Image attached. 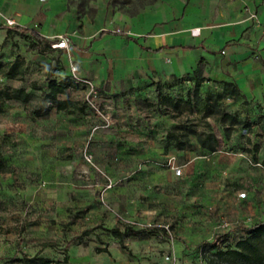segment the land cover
<instances>
[{
    "label": "rangeland",
    "instance_id": "obj_1",
    "mask_svg": "<svg viewBox=\"0 0 264 264\" xmlns=\"http://www.w3.org/2000/svg\"><path fill=\"white\" fill-rule=\"evenodd\" d=\"M73 1L80 11L94 9L87 0ZM159 1L111 0L110 6L132 16ZM74 63L69 51L35 33L0 28V88L30 93L27 100L0 98V264H27L24 255L35 254L68 255L61 264H111L112 257L116 264H246L225 261L208 243L234 248L246 227L264 220V91L234 96L223 80L200 74L195 82L157 83L175 100L192 95V105H176L149 85L144 94L119 97L96 84L92 91ZM52 79L66 85L57 98L69 107L47 97ZM139 123L169 125L184 143L180 161L169 148L134 160L125 153L136 147L96 138L100 127L114 133ZM208 132L219 138L215 150L199 142ZM120 149L126 157L118 160ZM167 192L180 195L172 201L180 202V244L176 211L164 218L143 212L163 209L156 201ZM128 226L143 231L119 237L110 230Z\"/></svg>",
    "mask_w": 264,
    "mask_h": 264
},
{
    "label": "crops",
    "instance_id": "obj_2",
    "mask_svg": "<svg viewBox=\"0 0 264 264\" xmlns=\"http://www.w3.org/2000/svg\"><path fill=\"white\" fill-rule=\"evenodd\" d=\"M110 1L87 0L94 6L89 12L80 11L73 0H0V11L51 41L68 35L70 47L64 50L70 52L80 75L119 97L123 92L144 94L146 85L156 91L157 83L169 85L180 77L195 82L200 74L233 80L242 93L262 96L264 0H160L154 9L132 16L120 15ZM168 128L139 123L116 126L110 133L100 127L96 138L136 147L123 151L134 160L163 155L169 148L180 161V151L168 144ZM120 152L114 154L118 160L126 157ZM174 197L180 199L162 193L156 203L165 207L160 211L146 207L143 212L164 218L176 211L180 244V202L173 204ZM112 258L111 264H116Z\"/></svg>",
    "mask_w": 264,
    "mask_h": 264
},
{
    "label": "trees",
    "instance_id": "obj_3",
    "mask_svg": "<svg viewBox=\"0 0 264 264\" xmlns=\"http://www.w3.org/2000/svg\"><path fill=\"white\" fill-rule=\"evenodd\" d=\"M17 29L22 31H29L35 33L37 37L42 40H45L47 43L52 45V41L47 39L45 36L41 35L38 31L34 29V27H25L21 25L15 26ZM0 28H7L8 30L11 28L10 26L6 25L5 23L0 22ZM184 78V77H180ZM225 89H227L230 93H233L234 96H239L242 94V91L237 82L233 80H224ZM65 84L61 82H57L54 79L50 81V91L47 93V97L56 101L58 108H67L71 103L68 99H58L57 93L64 91ZM229 86L231 88H229ZM157 93L160 97L174 102L176 105L179 102H185L192 105L193 97L189 95L187 98L184 99H177L175 100L170 95H163L161 92L160 87H157ZM198 95V91H196ZM30 96V93L23 87H15L13 89H1L0 88V98H22L27 100ZM211 95L208 94L206 99L209 100ZM225 114V113H224ZM231 118H234V115H230ZM199 142L202 146L207 149L215 150L219 144V138L214 132L208 133H200L199 135ZM175 138V146L177 149L184 148V143L181 139L177 138L173 130H169L167 133V140ZM90 229L84 231V233H88ZM112 232L117 236H122L126 233H140L143 229H135L133 227H126L124 230H121L119 227L111 228ZM247 235L241 238L234 248H220V242L215 240L213 242L208 243L210 248L216 249L215 255L221 257L225 261H235L238 260L240 262H244L246 264H264V220L258 221L248 227L245 228ZM74 239L69 240L67 247L71 245ZM98 251L107 250L106 248H97ZM23 259L27 261V264H61L62 261L68 260V255L64 257L63 260L59 259H52L50 257L40 256L39 254H35L33 256L24 255Z\"/></svg>",
    "mask_w": 264,
    "mask_h": 264
},
{
    "label": "built area",
    "instance_id": "obj_4",
    "mask_svg": "<svg viewBox=\"0 0 264 264\" xmlns=\"http://www.w3.org/2000/svg\"><path fill=\"white\" fill-rule=\"evenodd\" d=\"M0 19H2L4 21V23L6 25L10 26V27L17 26L18 25V22H17V20H16V18L14 16L6 15L2 11H0ZM116 30L118 32H120L121 29L120 28H117ZM52 46L54 48H62V49L69 50V47H70V37L68 35L60 34V35H58L56 37V39L54 41H52ZM73 70L74 71H77L78 70V66L75 65V64H73ZM84 80L86 82L90 83V85H92V91H95L94 83L91 80H89V79H84Z\"/></svg>",
    "mask_w": 264,
    "mask_h": 264
}]
</instances>
